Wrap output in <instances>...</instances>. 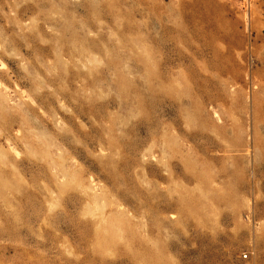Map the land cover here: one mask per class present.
I'll use <instances>...</instances> for the list:
<instances>
[{"label": "rangeland", "instance_id": "1", "mask_svg": "<svg viewBox=\"0 0 264 264\" xmlns=\"http://www.w3.org/2000/svg\"><path fill=\"white\" fill-rule=\"evenodd\" d=\"M0 264H264V0H0Z\"/></svg>", "mask_w": 264, "mask_h": 264}]
</instances>
